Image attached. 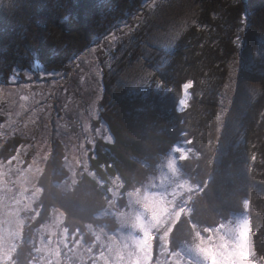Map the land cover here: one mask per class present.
I'll return each mask as SVG.
<instances>
[{
	"label": "trees",
	"instance_id": "16d2710c",
	"mask_svg": "<svg viewBox=\"0 0 264 264\" xmlns=\"http://www.w3.org/2000/svg\"><path fill=\"white\" fill-rule=\"evenodd\" d=\"M142 1L0 0V81L35 65L45 72L65 74L74 56L99 39L101 44V36L133 14ZM199 9L195 23L171 49L173 63L162 70L154 63L159 83L154 82V89L147 88V95L136 92L126 96L125 86L109 88L103 83V108L109 111H103L101 117L112 139H97L88 154L89 172L81 173L68 190H57L61 178L41 182V189L48 191V197L46 193L41 196L43 210L58 209L67 232L89 237L86 225L106 222L96 215L111 197L108 187L112 180L122 182L120 193H124L149 174L170 144L183 141L191 153L181 156L178 166L193 187L188 203L193 212L183 214L174 227L166 255L171 257L172 251L189 241L185 236L186 231L193 234L189 215L204 233V228H213L240 212L247 214L257 231L252 240L257 256L264 255V213L259 214L252 204L259 197L257 192L264 191L262 154L257 147L264 127V0H200ZM259 45L261 50L247 65L257 73L262 91L240 116L241 140L221 153L215 139V109L229 62L240 46L252 54ZM188 80L193 83L187 90L186 104L180 107L185 94L182 85ZM14 143L0 138V150ZM248 200L251 204L245 207ZM107 223L112 224L111 220ZM105 227L112 229L107 224ZM26 229L30 232V225ZM27 238L22 237L13 254L17 264H30L32 259ZM153 241L155 253L156 236Z\"/></svg>",
	"mask_w": 264,
	"mask_h": 264
},
{
	"label": "rangeland",
	"instance_id": "374dc122",
	"mask_svg": "<svg viewBox=\"0 0 264 264\" xmlns=\"http://www.w3.org/2000/svg\"><path fill=\"white\" fill-rule=\"evenodd\" d=\"M199 8L200 0H143L133 14L115 23L101 36V44H90L74 56L65 74L45 72L35 65L30 70H16L7 81H0V138L15 140L8 149L0 150L5 153L0 157V264H17L13 254L22 243V237L29 235L24 240L32 247L30 264H104L100 253L107 255L109 244L115 245L130 231L135 234L130 223L125 227L121 225L125 216L143 211L136 201L143 200L145 190H167L170 199L175 189L179 192L178 201L181 197L188 200L193 187L181 173L178 159L191 153V149L185 148L183 141L170 144L149 174L132 183L124 193H120L122 182L114 178L108 187L111 197L107 198L103 211L96 215L106 222L86 225L89 234L86 238L79 232L77 235L67 232L62 224L63 214L58 209L43 210L41 196L46 193L48 197V191L42 190L40 184L47 178H61L57 190H68L81 173L89 172L88 154L92 153L97 139H112L101 117L103 111L106 114L109 111L103 108L106 106L103 83L107 82L109 88L125 86L126 96L136 92L147 95L146 89H154V82L159 83L154 63L159 64L160 70L173 63L175 57L171 49L195 23ZM260 46L252 54L240 46L229 62L215 109V139L218 138L221 153L241 140L240 116L262 91L257 73L251 72L247 65L250 57L258 55ZM186 96L184 94L183 99L186 100ZM259 139L257 147H260L264 168V127ZM177 147L184 151H177ZM169 161L173 168H169ZM262 175L264 179V170ZM181 184L183 186L177 188ZM257 194L259 197L253 199L252 204L263 214L264 191ZM244 217H247L245 212L234 214L213 229L221 224L225 229H235ZM42 219L45 220L35 224ZM108 220L112 224H108ZM106 224L112 229H107ZM26 225H30V232L25 230ZM248 226L253 240L257 231L249 221ZM186 233L189 241L179 247L182 255L192 264H203L194 252L182 248L199 242L194 233ZM156 237L153 264L157 259L160 264H173L174 258L166 255L167 251L160 247L159 235ZM213 239L217 240L218 236ZM13 248L14 251H9Z\"/></svg>",
	"mask_w": 264,
	"mask_h": 264
},
{
	"label": "snow or ice",
	"instance_id": "6c2138e0",
	"mask_svg": "<svg viewBox=\"0 0 264 264\" xmlns=\"http://www.w3.org/2000/svg\"><path fill=\"white\" fill-rule=\"evenodd\" d=\"M192 83L191 80H188L182 85L185 94H187ZM179 103L184 106L186 100L181 99ZM176 150L184 151L180 147H177ZM253 159H255V154H253ZM169 168H173L172 161H169ZM182 186V184L178 185L177 188ZM137 191L139 192V189ZM178 195L179 192L175 189L171 192L170 199L167 190L151 192L145 190L143 200L138 198L136 201L137 204L141 205L143 211H136L125 216L121 225L125 227L130 223L135 234L130 231L126 236H122L115 245L109 244L108 254L100 253L104 264H153V240L156 235H159L161 249L168 251L169 237L173 233L174 227L181 222V217L186 211L188 213L193 212V209L188 207L191 196L188 197V200L181 197L178 201ZM244 204L247 207L248 201H245ZM189 223L195 238L199 242L182 248L185 251L194 252L203 261V264H260V262H264V255L257 256L253 248L247 217L239 220L235 229H225L223 224L215 229L206 227L203 232L211 233L208 236L202 235L199 224L193 222L191 215H189ZM214 236H218V239L214 240ZM76 243L79 244L80 241L77 240ZM9 251H14V248L9 249ZM88 251L91 252V249ZM171 257L174 258L173 264H192L189 258L182 255L181 248L172 251ZM155 264H160L158 259Z\"/></svg>",
	"mask_w": 264,
	"mask_h": 264
},
{
	"label": "water",
	"instance_id": "95a60500",
	"mask_svg": "<svg viewBox=\"0 0 264 264\" xmlns=\"http://www.w3.org/2000/svg\"><path fill=\"white\" fill-rule=\"evenodd\" d=\"M100 41V39L98 40V42ZM98 42H94V43H92L93 45H96V43H98Z\"/></svg>",
	"mask_w": 264,
	"mask_h": 264
},
{
	"label": "bare ground",
	"instance_id": "6f19581e",
	"mask_svg": "<svg viewBox=\"0 0 264 264\" xmlns=\"http://www.w3.org/2000/svg\"><path fill=\"white\" fill-rule=\"evenodd\" d=\"M169 53V52H168ZM128 137V136H127Z\"/></svg>",
	"mask_w": 264,
	"mask_h": 264
}]
</instances>
